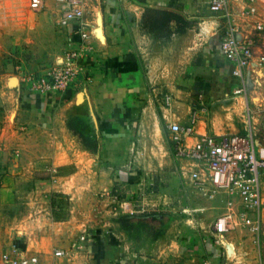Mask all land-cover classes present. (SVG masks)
I'll list each match as a JSON object with an SVG mask.
<instances>
[{"label":"crops","instance_id":"obj_1","mask_svg":"<svg viewBox=\"0 0 264 264\" xmlns=\"http://www.w3.org/2000/svg\"><path fill=\"white\" fill-rule=\"evenodd\" d=\"M90 1L85 11L92 46L90 68L82 69L64 93L28 95L22 90L24 103L16 107V115L23 118L28 114L42 124L44 143L50 146L43 153L53 168L74 166L73 176L63 178L75 181L83 170L91 171L97 184H92L90 191L103 194L102 200L112 205L110 212L124 214L134 211V203L128 199L132 192L159 186L155 177H162L174 159L167 126L187 123L194 103L198 100L199 104L202 92L219 84L224 69L228 70L231 93V66L220 52L218 38L211 37L210 28L202 25L199 35L192 26L193 20L208 10L209 0H102L106 8L94 14L95 21ZM157 16L168 19L152 25L151 19ZM71 37L70 43L64 37L63 50L78 48L79 36ZM61 57L57 56L55 64ZM162 93L170 95L168 106L160 102ZM208 131L201 120L185 144L205 133L227 134ZM178 168L173 175L181 179L186 172ZM97 173L100 181L105 177L103 183L97 181ZM116 180L118 184H114ZM113 186H118L122 197L116 204L109 201L115 195H104ZM63 188L54 192L67 194L75 211L81 205L79 189L69 181ZM219 204L223 211V201ZM99 214L104 218H100L101 228L90 216L79 220L73 214L64 222L69 226L65 236L81 239L72 238L74 247L64 264H202L206 259L207 241L204 249L196 244V237L179 239L169 231L142 248L122 233L119 236L116 222L104 212ZM89 225V232H85ZM169 251L177 257H163Z\"/></svg>","mask_w":264,"mask_h":264},{"label":"rangeland","instance_id":"obj_2","mask_svg":"<svg viewBox=\"0 0 264 264\" xmlns=\"http://www.w3.org/2000/svg\"><path fill=\"white\" fill-rule=\"evenodd\" d=\"M102 2L91 0L89 3L94 21V14L106 8V3ZM252 7L254 12H250ZM53 8L54 4L49 1L41 11L32 12L28 9V0H0V264H5L3 254L15 250L36 254L39 257L37 264H64L66 257L72 253L75 240L79 238L72 234L65 236L69 226L64 222L73 214L79 220L90 216L91 222L98 223L97 227L101 228L104 224H101L100 218H104L100 212L116 222L119 236L122 233L124 238L142 248L149 247L159 236L170 231L179 239L196 237V244H202L204 249L206 241L209 243L204 255L206 259L200 262L202 264H264V223L258 234L237 227L221 239L211 237L212 225L222 212V206L218 197L207 198L186 178L177 179L173 175L177 167L186 172L187 163L184 161L171 159L166 173L158 179L155 177L159 186L132 192L129 196L130 202L134 203L133 212L115 214L109 211L112 205L102 200L103 194L90 191V187L97 184L95 174L83 170L75 181L73 177L68 180L69 177L65 179L62 176H73L74 166L53 168L45 159L43 150L50 146L44 143L42 124L28 114L19 118L16 107L21 108L24 103L22 90L28 95L64 93L77 78L70 81L65 89L57 91L40 92L35 86L46 73L62 69L67 52L75 50H63L64 37L70 43L72 35L59 27ZM161 18L168 19L157 16L150 23L160 25ZM257 22L264 23V0H254L253 3L249 0H226L224 12L213 13L208 5L206 13L202 12L201 18L193 20L192 26L198 32L202 25L204 28L207 25L211 37L218 38L219 45L229 27L233 28L239 39H248L255 51L264 53V40L253 30ZM59 54L62 57L55 64ZM88 58L80 62V72L90 68ZM223 75L217 86L202 92V105L201 101L198 104V100L194 103L195 109H205L200 111L199 120L204 121L208 133H252L258 150L264 155V96L251 86L245 101L243 97H235L229 92L231 84L228 85L227 69H224ZM100 164L103 165V162L100 161ZM104 179L101 178V182L97 173L99 183H103ZM118 180L114 184H118ZM67 181L75 183L79 189L77 194L81 205L75 211L67 194L54 192V189H64ZM108 193L115 195L109 197L113 204L122 198L118 186H113L104 195ZM51 199H54L55 205H63L62 210L56 208L53 214ZM64 207L67 209L64 210ZM93 211L96 214L91 216ZM86 227L85 232H89L87 229L91 225ZM55 249L63 250L64 258L56 259L53 256ZM163 257L169 260L177 256L169 251V255Z\"/></svg>","mask_w":264,"mask_h":264},{"label":"built area","instance_id":"obj_3","mask_svg":"<svg viewBox=\"0 0 264 264\" xmlns=\"http://www.w3.org/2000/svg\"><path fill=\"white\" fill-rule=\"evenodd\" d=\"M49 1L54 4L59 27L68 30L71 35L77 34L80 48L67 52L62 69H54L39 79L35 86L40 92L65 89L79 75L80 62L89 57L88 53L92 50L85 19L88 0H28V9L39 12ZM249 2L253 3L254 0ZM225 4L226 0H209V10L213 13L224 12ZM250 12H254L253 7ZM253 30L264 40L263 22H257ZM219 47L231 66V94L244 99L252 86L264 96V53H257L248 39H239L230 27ZM169 101L170 95L162 93L161 102L168 106ZM202 110L192 109L184 125L167 126L172 156L176 161L187 163L186 175L182 174V178L190 181L205 197H218L223 201V211L212 225V238L221 239L237 227L258 234L264 223V155L258 150L250 132L222 135L205 133L198 135L192 144L186 145L185 140L195 133ZM180 170L183 171V168ZM53 256L62 259L65 253L55 249ZM2 260L5 264H37L39 257L15 250L3 254Z\"/></svg>","mask_w":264,"mask_h":264},{"label":"trees","instance_id":"obj_4","mask_svg":"<svg viewBox=\"0 0 264 264\" xmlns=\"http://www.w3.org/2000/svg\"><path fill=\"white\" fill-rule=\"evenodd\" d=\"M55 201H54V199H51V202H50V210H51V212L53 213V214H55V212H56V208L58 209V210H62V208H63V205H55V203H54ZM67 208H65L64 207V210H66ZM55 219H57L56 217H54Z\"/></svg>","mask_w":264,"mask_h":264},{"label":"bare ground","instance_id":"obj_5","mask_svg":"<svg viewBox=\"0 0 264 264\" xmlns=\"http://www.w3.org/2000/svg\"><path fill=\"white\" fill-rule=\"evenodd\" d=\"M12 84V83H11ZM225 242V241H224Z\"/></svg>","mask_w":264,"mask_h":264}]
</instances>
